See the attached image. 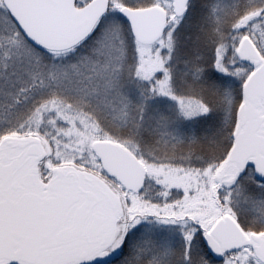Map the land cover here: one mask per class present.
Wrapping results in <instances>:
<instances>
[{
    "label": "snow or ice",
    "instance_id": "6c2138e0",
    "mask_svg": "<svg viewBox=\"0 0 264 264\" xmlns=\"http://www.w3.org/2000/svg\"><path fill=\"white\" fill-rule=\"evenodd\" d=\"M0 264H264V0H0Z\"/></svg>",
    "mask_w": 264,
    "mask_h": 264
}]
</instances>
